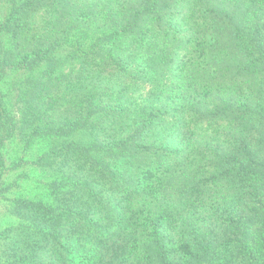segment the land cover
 Wrapping results in <instances>:
<instances>
[{"label":"trees","instance_id":"1","mask_svg":"<svg viewBox=\"0 0 264 264\" xmlns=\"http://www.w3.org/2000/svg\"><path fill=\"white\" fill-rule=\"evenodd\" d=\"M11 142L0 264H264V0H0Z\"/></svg>","mask_w":264,"mask_h":264},{"label":"rangeland","instance_id":"2","mask_svg":"<svg viewBox=\"0 0 264 264\" xmlns=\"http://www.w3.org/2000/svg\"><path fill=\"white\" fill-rule=\"evenodd\" d=\"M6 155L9 158V165L15 166L9 171L7 176V182L10 183L9 191H4L5 196H0V227L7 224L9 221H13V218L9 216V204L11 199L25 195L35 199L49 200L50 197L47 194L45 185L40 177H34L33 174H39V171H34V165L32 163L36 149L28 150L25 153L21 152L15 142H11L6 148ZM18 153H23V161L16 162V156ZM16 157V158H15ZM42 176H45L42 174ZM16 182L17 185L16 186Z\"/></svg>","mask_w":264,"mask_h":264}]
</instances>
